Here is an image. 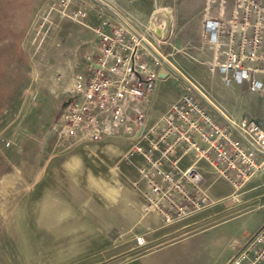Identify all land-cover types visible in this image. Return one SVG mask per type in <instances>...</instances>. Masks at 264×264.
Returning <instances> with one entry per match:
<instances>
[{"label": "rangeland", "instance_id": "1", "mask_svg": "<svg viewBox=\"0 0 264 264\" xmlns=\"http://www.w3.org/2000/svg\"><path fill=\"white\" fill-rule=\"evenodd\" d=\"M195 5L194 0H0V264H224L264 231V169L238 190L229 182H217L214 190L226 193L224 198L181 221L161 220L159 226L142 218L124 226L111 224L106 207L92 213L80 207L79 200L68 201L61 209H47L44 216V192L36 191L33 198L32 183L42 179L50 139L59 136L53 127L65 100L44 85L53 52L49 41L58 39L59 25L73 19L78 10L94 9L111 25L123 20L165 58L158 59L161 65L166 61L172 67V81L164 90L157 81L147 126L161 114L158 96H168L177 82L214 109L219 103L230 115L252 119L263 111L259 93L195 87L183 76L180 62L185 63L195 32L192 25L177 23L176 15H186ZM228 118L221 120L227 124L232 120ZM138 156L131 152L120 166L132 170L128 177L141 193V216L158 217L144 210L142 184H134L139 181V172L137 177L133 173ZM108 202L117 199L100 196V205ZM59 210L63 217H54ZM58 219L67 222H49ZM138 237L145 239L144 245H136Z\"/></svg>", "mask_w": 264, "mask_h": 264}, {"label": "built area", "instance_id": "2", "mask_svg": "<svg viewBox=\"0 0 264 264\" xmlns=\"http://www.w3.org/2000/svg\"><path fill=\"white\" fill-rule=\"evenodd\" d=\"M203 31L221 47L215 68L227 86H246L264 99V0H207ZM85 11L71 16L81 20ZM98 51L87 56L88 73L77 75L75 92L53 133L101 142L128 135L129 154L142 157L139 181L144 210L174 223L213 204L201 165L236 190L264 169V127L255 119L224 123L193 92L180 95L159 122L146 125L158 81L159 60L124 24L103 21L95 29ZM188 159V163L184 161ZM137 245L145 244L138 237ZM225 264H264V231Z\"/></svg>", "mask_w": 264, "mask_h": 264}, {"label": "crops", "instance_id": "3", "mask_svg": "<svg viewBox=\"0 0 264 264\" xmlns=\"http://www.w3.org/2000/svg\"><path fill=\"white\" fill-rule=\"evenodd\" d=\"M194 4H196L195 8L186 15H176L177 23L180 21L182 26L192 25L195 32L193 42L189 44L190 39L187 40L190 45V52L185 58V63L183 64V61L180 62L183 76L195 87L201 85L208 87L210 85L211 87L229 90L236 94L249 93V90L244 91L242 89L246 86H232L226 89L223 85L224 82L215 68V65L222 60V48L209 43L203 31V20L207 15H211L206 10L207 0H194ZM83 11H85L86 16L81 20L70 18L64 20V22L80 25L81 29L76 30L73 26L63 22L58 28V39L55 42L49 41V47L51 46L50 48L53 49V52L52 57L48 59L50 65L44 71L43 81L52 94L64 96V105L75 92L76 76L88 73L87 56L93 55L98 51L99 39L95 29L100 27L104 21L103 15L94 9H83ZM86 31L90 34L88 37L83 36ZM163 59L165 58L163 57ZM160 69H164L168 74L166 79H158V87L164 90L167 83L172 81L170 73L172 67L165 61L163 65L158 64L157 72ZM261 80L264 82V75L261 76ZM175 88V90L168 92V96H158V111L161 113L158 117V122L170 105L180 95L185 93L182 83L177 82ZM154 95L150 102L141 104L143 107H147V113L151 109V102L155 98ZM261 98L264 101L262 96ZM215 110L219 114L218 117L222 120L229 117L232 119L230 120L231 122L240 123L245 118L241 117V115H230L219 103ZM253 115L256 117L252 119H255L264 127V109ZM133 143V139L128 135L113 137L101 142L85 141L82 138L71 139L63 136L51 137L42 179L38 180L37 183L34 179L32 183L33 198L36 191L44 192V216L47 215V209H61L66 202L79 200L81 201L80 207L90 209L92 213H94L95 208L106 207L108 210L107 222L111 224L124 226L129 225L138 218H142L141 221L144 220L145 223L158 222L159 226L161 224L159 216H141L142 196L140 191L133 188V180L128 177L132 170L128 169V166L124 168L120 166L121 162L131 157L129 152ZM184 163H188V159ZM142 164L143 159L138 156V161L134 164V177H137L138 169ZM26 167L28 169L31 168V164L28 163ZM201 167L206 184L209 186L211 200L213 202L220 201L226 196V193L222 194L215 191L214 186L221 180H223L221 182L227 183L228 181L217 177L208 166L201 165ZM141 187L145 188L143 184ZM99 193L106 194L109 199L112 198L114 200L116 198L117 202H108L106 205H100V196L106 197L105 195L99 196ZM112 194L113 196H111ZM70 206L73 205L70 204ZM54 217H63L62 212L60 210L59 212L55 211ZM49 222L63 223L67 221L58 219Z\"/></svg>", "mask_w": 264, "mask_h": 264}, {"label": "water", "instance_id": "4", "mask_svg": "<svg viewBox=\"0 0 264 264\" xmlns=\"http://www.w3.org/2000/svg\"><path fill=\"white\" fill-rule=\"evenodd\" d=\"M105 7H107L106 5H104ZM123 24L127 27V29L132 32L135 36H137L138 38H140V36L126 23L122 20ZM143 42V45L145 46V48L154 56L156 57L157 59H159L160 61H164V59H162L157 53L156 51L150 47L149 45H147L142 38H140ZM168 77V74L165 72L164 69H160L159 72H158V79H166ZM202 99V97H201ZM202 101L204 103H206V101L204 99H202ZM212 110L216 111L210 104L206 103Z\"/></svg>", "mask_w": 264, "mask_h": 264}, {"label": "bare ground", "instance_id": "5", "mask_svg": "<svg viewBox=\"0 0 264 264\" xmlns=\"http://www.w3.org/2000/svg\"><path fill=\"white\" fill-rule=\"evenodd\" d=\"M145 42V41H144ZM146 43V42H145ZM147 44V43H146ZM147 45H149V44H147ZM150 46V45H149Z\"/></svg>", "mask_w": 264, "mask_h": 264}]
</instances>
